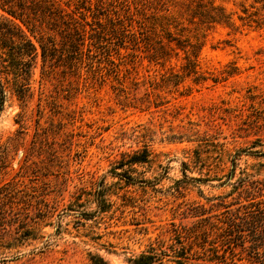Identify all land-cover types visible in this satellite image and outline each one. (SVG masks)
Listing matches in <instances>:
<instances>
[{"label": "rangeland", "instance_id": "1", "mask_svg": "<svg viewBox=\"0 0 264 264\" xmlns=\"http://www.w3.org/2000/svg\"><path fill=\"white\" fill-rule=\"evenodd\" d=\"M68 1L74 9L77 0L60 4ZM213 1L231 25L193 18L188 0H91L92 11L76 18L122 20L126 38L97 49L86 34L81 55L71 54L49 20L31 34L0 7V26L13 19L38 49L30 74L27 66L4 67L8 56L0 61V264H133L151 246L160 264H176L169 250L175 229L258 221L264 9L255 0ZM164 7L181 11L186 29L160 46L139 22ZM37 38L49 44L45 57ZM194 45L209 78L174 83ZM144 148L149 162L130 164ZM245 237L231 264L251 263L253 240Z\"/></svg>", "mask_w": 264, "mask_h": 264}, {"label": "trees", "instance_id": "2", "mask_svg": "<svg viewBox=\"0 0 264 264\" xmlns=\"http://www.w3.org/2000/svg\"><path fill=\"white\" fill-rule=\"evenodd\" d=\"M62 0H4L0 7L10 15L14 20H19L31 34H35V29L38 22L45 19L49 20L54 24V28L58 27L63 30L64 39L63 42L70 49L71 54H82V46L85 45V37L88 34L90 39V46H94L97 49H103L102 46L110 40L117 38L120 43L125 42L127 29L122 23V20H114L110 16H106L100 19L96 15L94 23H85L90 25V31H87L85 24H82L77 18L76 14H80L86 17L85 11L91 10V0H77L74 5V9L70 8V3L64 2L66 8H64L60 3ZM103 3L104 0H98ZM256 2H262V8L264 9V0H255ZM195 3V9L193 18L197 17L199 21L210 24L219 23L231 25L230 17L223 11L219 6L214 5L213 0L204 2L203 0H188L186 5L188 8ZM96 9L100 10L102 6L96 5ZM83 9L81 11L80 9ZM156 8V7H155ZM212 12H215L214 14ZM105 13L99 11L102 15ZM5 18L2 23L4 26H0V61L3 60L4 56H8L10 65H4V67L12 68L20 71L23 70L25 66L27 69L24 70L25 73L30 74L31 67L37 56L38 49L35 43L28 37L24 30L16 23L13 19ZM83 18V17H82ZM84 20L86 18H83ZM183 14L179 10L173 11L167 7L161 9V11H156L150 15L143 13L142 20L139 22V26L146 32H150L152 39L156 44L162 46V38H165L168 43H172L175 39L172 37L174 33L173 30L178 32H183L186 27L183 25ZM86 22V20H85ZM62 28V29H61ZM37 30V29H36ZM35 36V35H34ZM42 38V34H41ZM189 40V38H187ZM158 40V41H157ZM38 46L41 49L42 55L45 57L50 49L49 44L44 42L42 39H38ZM154 43V44H155ZM180 45V44H179ZM26 47V49H25ZM159 47V46H157ZM90 48V47H89ZM192 54L194 58L190 56L185 57V64L181 67V74L175 73L173 76L176 77L174 83H178L184 76H193V81L198 83L207 80V77L203 72L199 70V65L196 60L198 56V48L194 45ZM91 51V49H88ZM27 56L30 58L28 61ZM167 81L170 79L167 77ZM3 84L0 79V111L3 105ZM149 151L144 148L139 153L129 156L128 161L130 164H144L149 162ZM237 183V182H235ZM239 185V183L237 184ZM240 188H245L246 183L241 184ZM234 186V185H233ZM100 210H104L102 206L99 205ZM260 213V212H259ZM199 215V214H197ZM258 221L254 224L245 225L241 220L237 223L235 219L220 220L221 223H210V230H194L191 229L190 232H184L179 229L174 230L175 243H172L169 247L174 261L176 264H187L189 260H206L208 262L214 261L217 264H231L233 263L236 255V247L241 246L244 251V239L245 234L249 239L253 240L249 249L251 253L248 254L252 258L250 264H264V252H260L261 249L264 250V209L259 214L256 215ZM250 226V227H247ZM213 234V238H209V235ZM183 238L189 241L186 245L183 242ZM157 248L150 247L149 250L142 252L133 260V264H160L162 259L160 253L157 252ZM162 250V249H160ZM166 253V250L162 251ZM239 254V253H238ZM231 259L229 262L228 260ZM241 259V258H240Z\"/></svg>", "mask_w": 264, "mask_h": 264}]
</instances>
